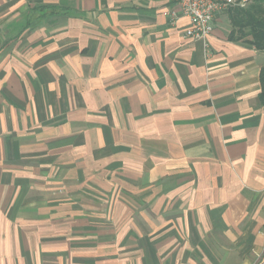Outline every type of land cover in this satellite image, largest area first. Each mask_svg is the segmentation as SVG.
Here are the masks:
<instances>
[{
    "label": "crops",
    "instance_id": "0c3cea01",
    "mask_svg": "<svg viewBox=\"0 0 264 264\" xmlns=\"http://www.w3.org/2000/svg\"><path fill=\"white\" fill-rule=\"evenodd\" d=\"M165 0H0V264H257L264 49Z\"/></svg>",
    "mask_w": 264,
    "mask_h": 264
},
{
    "label": "built area",
    "instance_id": "2783aa9c",
    "mask_svg": "<svg viewBox=\"0 0 264 264\" xmlns=\"http://www.w3.org/2000/svg\"><path fill=\"white\" fill-rule=\"evenodd\" d=\"M176 8L166 12L171 23L183 16L187 24L183 29L185 37L192 40L205 39L213 30V19L218 12L230 7H246L251 0H165ZM257 264H264V246Z\"/></svg>",
    "mask_w": 264,
    "mask_h": 264
},
{
    "label": "trees",
    "instance_id": "16d2710c",
    "mask_svg": "<svg viewBox=\"0 0 264 264\" xmlns=\"http://www.w3.org/2000/svg\"><path fill=\"white\" fill-rule=\"evenodd\" d=\"M246 7H230L226 13L232 29L229 39H246L244 41L257 49H264V0H252ZM238 33V36L235 34ZM250 37H248V36ZM260 80L264 94V66L261 68Z\"/></svg>",
    "mask_w": 264,
    "mask_h": 264
},
{
    "label": "rangeland",
    "instance_id": "374dc122",
    "mask_svg": "<svg viewBox=\"0 0 264 264\" xmlns=\"http://www.w3.org/2000/svg\"><path fill=\"white\" fill-rule=\"evenodd\" d=\"M253 1L251 0V3H252ZM251 3H249V4H251ZM248 6V5H247ZM221 12H226V10H223V11H221ZM225 14H227V13H224V15ZM236 36H238V33L237 34H235ZM248 36V35H247ZM248 37H250V36H248Z\"/></svg>",
    "mask_w": 264,
    "mask_h": 264
}]
</instances>
